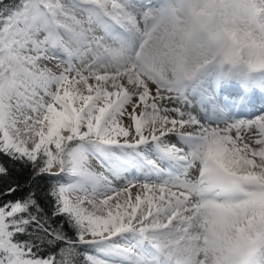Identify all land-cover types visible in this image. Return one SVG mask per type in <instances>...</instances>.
Masks as SVG:
<instances>
[{"label":"snow or ice","instance_id":"obj_1","mask_svg":"<svg viewBox=\"0 0 264 264\" xmlns=\"http://www.w3.org/2000/svg\"><path fill=\"white\" fill-rule=\"evenodd\" d=\"M0 264H264V0H0Z\"/></svg>","mask_w":264,"mask_h":264}]
</instances>
